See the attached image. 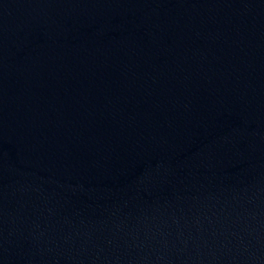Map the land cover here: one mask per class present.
I'll use <instances>...</instances> for the list:
<instances>
[{"label": "water", "instance_id": "1", "mask_svg": "<svg viewBox=\"0 0 264 264\" xmlns=\"http://www.w3.org/2000/svg\"><path fill=\"white\" fill-rule=\"evenodd\" d=\"M0 264H264V0H0Z\"/></svg>", "mask_w": 264, "mask_h": 264}]
</instances>
